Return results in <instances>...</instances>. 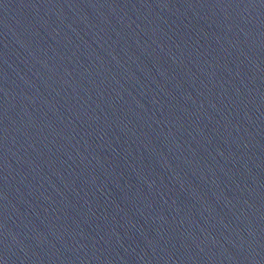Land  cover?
<instances>
[{
	"label": "water",
	"instance_id": "obj_1",
	"mask_svg": "<svg viewBox=\"0 0 264 264\" xmlns=\"http://www.w3.org/2000/svg\"><path fill=\"white\" fill-rule=\"evenodd\" d=\"M0 264H264V0H0Z\"/></svg>",
	"mask_w": 264,
	"mask_h": 264
}]
</instances>
